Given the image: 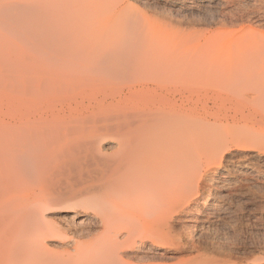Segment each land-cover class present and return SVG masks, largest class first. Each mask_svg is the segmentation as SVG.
Segmentation results:
<instances>
[{
    "label": "rangeland",
    "instance_id": "rangeland-1",
    "mask_svg": "<svg viewBox=\"0 0 264 264\" xmlns=\"http://www.w3.org/2000/svg\"><path fill=\"white\" fill-rule=\"evenodd\" d=\"M148 87L189 96L198 169L169 229L109 246L89 189ZM0 193V264H264V0H0Z\"/></svg>",
    "mask_w": 264,
    "mask_h": 264
},
{
    "label": "bare ground",
    "instance_id": "bare-ground-1",
    "mask_svg": "<svg viewBox=\"0 0 264 264\" xmlns=\"http://www.w3.org/2000/svg\"><path fill=\"white\" fill-rule=\"evenodd\" d=\"M50 34L52 33H48V36ZM56 34L57 36L53 33L49 38L47 37L48 44H56L59 41L58 33ZM46 52L54 61L63 59L57 50ZM50 82L46 92V97L49 99L65 97L71 90L68 89V92L67 86L63 84L67 81L62 83L64 86L57 79ZM161 91L160 87L142 88V90L130 93L126 99L124 98L127 114L123 116L124 124L122 123V126L118 128L117 150L105 157L106 161L103 162L105 172L97 178L98 183H95L92 190L89 189L94 195L105 198L104 205L107 206V210L100 222L110 238L109 246L116 245L118 238L121 237L118 235L123 232L126 233V238L137 235L154 237L157 233L158 216L161 217L159 220L169 229L167 221L169 213L187 200L191 194V182L198 169V162L193 161L194 157L191 152H198V149L194 148V141L199 138L196 133L189 132L188 129L187 118L191 110L188 105L191 102H189V96L184 95L180 103H177ZM110 126L112 127V124L107 129ZM98 128L102 130L101 127ZM67 130L71 132L70 129ZM8 197L0 193V208L9 201ZM215 206L217 205H213L212 212H207L208 214L205 215L202 212H196L199 218L197 222L202 223L207 218L214 217L217 211ZM158 213L160 215H157ZM80 215L81 213L76 208L67 209L57 217L59 219L57 226L49 227L47 230L56 233L63 227L62 224L79 226L80 223L75 219ZM124 218H128L130 223L124 225L122 223ZM1 258L2 256H0L2 261Z\"/></svg>",
    "mask_w": 264,
    "mask_h": 264
}]
</instances>
